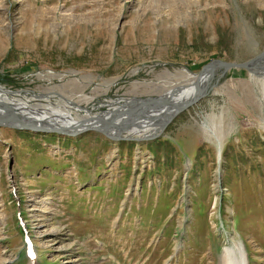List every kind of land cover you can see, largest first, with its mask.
<instances>
[{
    "label": "rangeland",
    "instance_id": "obj_1",
    "mask_svg": "<svg viewBox=\"0 0 264 264\" xmlns=\"http://www.w3.org/2000/svg\"><path fill=\"white\" fill-rule=\"evenodd\" d=\"M262 49L264 0H0L8 89L95 114L206 91L149 142L0 126V264H226L237 247L264 264V81L186 79Z\"/></svg>",
    "mask_w": 264,
    "mask_h": 264
},
{
    "label": "bare ground",
    "instance_id": "obj_2",
    "mask_svg": "<svg viewBox=\"0 0 264 264\" xmlns=\"http://www.w3.org/2000/svg\"><path fill=\"white\" fill-rule=\"evenodd\" d=\"M258 53H256V54H258ZM255 55H253V56H255ZM261 60H262V62H260V66L258 65L256 67H253L251 70H248V72L251 73L252 77H255L257 79L262 78L261 80L263 82L264 81V58H262ZM213 64H218V63L213 62L210 65H213ZM210 65H208V66H210ZM205 69H206V67L204 68V70L202 71V73L200 75H197L196 73L189 74L190 78H186V79H188L189 81L195 80V83H197L195 86L196 88L199 86L198 83L203 82V83H205L204 87L206 88L207 85L215 78L216 74H219L223 70V67L213 66L212 68H209L207 70H205ZM184 72L185 73L183 75L186 76V71H184ZM1 86H3V85L0 84V103L7 106L8 109H10V108H11V110L13 109L15 112H17V114L27 115V116L31 115V117H38L39 119H43V120H56L57 119V120H59L58 123L64 121V124H67V122L79 123L81 121L84 123L92 122L91 125L95 126L96 123L98 122V120H100V121H104L103 123H101V124H103V126H99V128L101 130H103L105 132H109L110 130H114V129H115L114 131L120 130V132H121L120 136L127 135V136H130L132 138L133 137H142V136H147V135H152V134L158 133L160 131L161 127L166 122V120H168V118H170L172 116V113L174 110L172 102L176 103V100H175L176 98L171 99L170 98L171 96H169V95L160 94V95L156 96L154 99H152L151 103H149V104H146L145 100L139 102V104L132 101L131 102L132 104H129L131 107H125V106L118 107L116 109L117 112L112 113L110 110L109 112H105L104 114H95L92 112L90 113V111L88 112L86 107L80 106L75 101H71L68 99L66 101H63L60 96H59V99H60L59 101H61V102H55L56 101L55 100L54 102L57 103L55 106V105H53L52 101H50V99L43 98L44 96L38 94L39 97H41L45 100L48 99V101L45 104L41 105L39 103V105H38V103H32L33 97L38 96V95L31 94L30 92H27V91H25V92L23 91V93H22V91L17 92V90H15L14 92L9 94V92H6L3 89V91H5V93H4L1 89L2 88ZM3 87H5V86H3ZM15 92H17V93H15ZM205 93H206V91H201V92L197 91V93H195V94L193 92H191L190 98L187 99V97H188L187 96L185 100L180 101V102L181 103L187 102L188 100L191 99L192 96H198V95L201 96L202 94L205 95ZM203 95L201 97H203ZM62 97L64 98V96H62ZM201 97H199L190 106L194 105L198 100L201 99ZM166 100H168L169 102H171V101L172 102L168 103V102H166ZM38 101H40V100H38ZM147 101H149V100H147ZM14 102H20V104L26 103V105H19V104H16ZM40 102H43V101H40ZM66 103L69 104V107L60 106V104L67 105ZM177 104H180V103H177ZM61 107L63 108L62 110H61ZM124 111L130 112L131 114L129 116H127V115L125 116V115H123ZM6 113H9V112H6ZM164 115H166V117ZM136 117L140 121L139 122L140 126L139 127L136 126L137 129L134 128V130L132 132L125 131V130H130L131 128H133V125H135V124L137 125V123L132 124ZM139 117H141V118H139ZM116 119H117V121H114ZM144 122H147L148 124H145ZM114 131H112V133ZM122 132H123V134H122ZM241 251H242V249L240 247H237V252L240 255V257L238 259H232L231 257H228V252L225 251L222 259H225L226 264H237L238 262H239V264H247V262L245 261L246 259L244 260L245 257L241 253ZM241 254H242V256H241ZM220 258L218 261L219 263H217V264H221ZM231 260H233V261H231ZM230 261H231V263H230Z\"/></svg>",
    "mask_w": 264,
    "mask_h": 264
},
{
    "label": "water",
    "instance_id": "obj_3",
    "mask_svg": "<svg viewBox=\"0 0 264 264\" xmlns=\"http://www.w3.org/2000/svg\"><path fill=\"white\" fill-rule=\"evenodd\" d=\"M262 58H264V49H262L261 52H259L258 54H256L252 58L247 59L245 61H241V62H229V61H221V60L214 59L210 62H206L205 64L201 65L200 68L197 70V73H198L197 75H200L202 73V71L204 70V68L207 67L208 65L212 64L213 62H216L219 65H221V67H223L222 73L226 69H233V68L243 69L245 71H248V70H251L253 67H256L258 65L260 66V62H262V60H261ZM1 87H2L1 88L2 91L4 89L6 92H9V94L15 91V90H11L8 88L6 89L3 86H1ZM16 90L20 91L23 89H16ZM5 91H3V92L5 93ZM26 91H28V90H26ZM38 94L44 96V93H36L35 95H38ZM39 95L33 97L34 101L43 99V98L39 97ZM198 96H192L190 100H188L187 102H184V103H180V104H177V103L171 101L172 105L174 107L172 116L170 118H168V120H166L164 125L161 127L160 131L158 133H155L152 135H147V136H142V137L131 138L129 136H120V133H121L120 130L114 131L115 129L110 130L109 132H105L99 128V126H103V124H101V123L104 122V121H100V120H98V122L94 126V125H91L92 122L84 123V122L80 121L79 123L67 122V124H64V121L58 123L59 120H57V119L56 120H43V119H39L38 117H31V115H28V116L27 115H20V114H17V112H15L13 109L12 110H11V108L8 109L7 106H5L1 103H0V126L9 127V128L17 129V130H28L31 132L54 133V134L62 135L65 137H75V136H77L83 132L93 131L97 134H101L105 138L112 140V141L122 140V139L134 140L137 142L149 141V140H152V139L158 137L161 134V131H163L166 124L175 115H177L181 111L185 110L188 106L193 104L199 97H201V96H199V97ZM166 102L171 103L168 100H166ZM145 103L149 104V103H151V100L146 101ZM6 112H9V113H6ZM112 131H114V132L112 133Z\"/></svg>",
    "mask_w": 264,
    "mask_h": 264
},
{
    "label": "trees",
    "instance_id": "obj_4",
    "mask_svg": "<svg viewBox=\"0 0 264 264\" xmlns=\"http://www.w3.org/2000/svg\"><path fill=\"white\" fill-rule=\"evenodd\" d=\"M147 142H149V141H147Z\"/></svg>",
    "mask_w": 264,
    "mask_h": 264
}]
</instances>
